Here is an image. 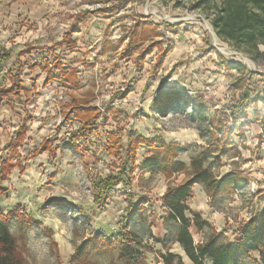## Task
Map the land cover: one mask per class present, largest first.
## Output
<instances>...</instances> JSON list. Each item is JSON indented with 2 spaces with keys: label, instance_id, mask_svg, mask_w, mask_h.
Wrapping results in <instances>:
<instances>
[{
  "label": "rangeland",
  "instance_id": "rangeland-1",
  "mask_svg": "<svg viewBox=\"0 0 264 264\" xmlns=\"http://www.w3.org/2000/svg\"><path fill=\"white\" fill-rule=\"evenodd\" d=\"M199 1L0 0V45L14 60L20 52L25 60L3 64L8 79L0 76V95L16 89L0 107L6 103L19 116L14 123L0 120V165L19 143L21 126L27 128L18 165L2 184L0 215L10 217L25 264H81L73 256L85 242L98 236L117 244L126 233L138 237L132 263L100 248L89 251L85 264H164L169 252L182 258L174 264H193L175 243L177 225L161 201L188 172H143L154 151L140 146L128 161V176L98 201V182L121 173L130 137L177 147L190 175L192 159L211 147L205 166L217 177L240 176L233 194L215 199L193 187L188 205L212 226L191 227L196 245L213 232L223 242L239 240L242 225L264 209V105L250 102L238 120L230 111L243 94H261L264 60L256 63L221 41L211 25L215 4L194 8ZM141 22L155 25L158 35L148 31L147 39L132 44L130 34ZM229 62L242 68L228 71ZM71 70L76 85L63 82ZM74 99L104 115L85 130L71 107ZM164 103L168 108L158 110ZM227 128L240 156L219 157L213 149ZM47 139L58 148L55 155L38 151ZM251 256L264 264L257 253Z\"/></svg>",
  "mask_w": 264,
  "mask_h": 264
},
{
  "label": "trees",
  "instance_id": "trees-1",
  "mask_svg": "<svg viewBox=\"0 0 264 264\" xmlns=\"http://www.w3.org/2000/svg\"><path fill=\"white\" fill-rule=\"evenodd\" d=\"M205 3L215 4V13L211 20V25L216 36L221 41L232 45L236 50L244 53L256 63L264 60V50H262V48L264 49V0H200L194 8H199ZM135 27L136 29L131 32L129 38L132 44H138L147 39L146 35L148 31H151V34L158 35L157 27L151 23L141 22ZM152 51L150 49L143 56L149 55ZM10 58V52L0 47V72L2 71L3 63ZM56 67L60 68V65L56 63ZM226 67L228 71L242 68L241 65L232 62L226 63ZM76 72V70H71L68 74L64 75L62 77L63 82L76 85ZM237 81L240 84L242 79H238ZM13 89L3 91V93L12 92ZM250 102L262 103L264 105V85L260 95L251 99L248 94H243L234 103L230 108L233 119L238 120L246 115ZM161 106L158 108L160 111L168 108L167 103ZM71 107L74 110L75 116L84 121L85 130L104 115L101 110L89 106L86 101L81 104L80 100L74 99ZM173 107L179 106L174 105ZM112 112L115 113L114 109H112ZM210 119V123L216 126L217 117L213 115ZM26 132L27 128L24 124L21 126L18 135L19 143L8 154L6 160L1 161L0 192L2 184L8 180L12 169L18 165V162H14V159L17 157L18 149L21 147L20 143H22ZM233 134L234 131L227 128L221 140H218V146H214L213 149L217 150L219 157L227 156L231 152H234L235 156H240L237 146L232 141ZM108 137L112 143H119L117 134L110 133ZM129 140L121 173L110 175L107 178H100L98 182V201L109 195L128 176V161L131 156L135 157L138 148L140 146H148L154 153L141 165L143 172L158 171L166 175L181 174L183 172L189 173L182 183L169 187L161 200L164 207L169 211L167 219L177 225L175 243L182 247L189 260L193 264H205L206 260L211 261L212 264H258L251 256L253 253H257L260 261L264 263V209L257 212L248 222L242 225L239 240L235 242H223L221 234L213 232L206 238L203 244H195L190 232L191 227L194 226L199 230H205L206 228L211 229L212 226L208 221L203 219L200 213L193 211L188 205V200L193 195V187L195 185L203 186L208 197L215 199L220 195L233 194L240 179V176L232 172L217 177L205 166L211 154V147L203 154L192 159L191 168L193 172L190 175V168L184 162L178 161L177 147L167 146L164 142L148 140L141 136L130 137ZM158 143H160V147H157ZM57 149L55 146L52 147L51 140L47 139L42 143L38 151L40 153L49 152L51 155H55ZM134 169L131 173L134 172ZM54 205L57 206L56 204ZM132 209H134L133 216L136 209L134 207ZM11 216H13L12 213ZM9 218V216L3 217L0 215V264H25V260L19 253L16 237L11 232ZM123 228H127V226ZM137 241L138 237L129 233L120 236V242L117 244H114L111 239L103 242L97 236L78 248V251L73 256V262L85 264L87 258H90L91 255L89 251H97L101 248V250L109 249L117 253V257L120 260H129V263H132L133 257L137 254L132 244ZM163 259L164 264H174L175 261L181 263L182 261L180 256H176L170 252Z\"/></svg>",
  "mask_w": 264,
  "mask_h": 264
},
{
  "label": "crops",
  "instance_id": "crops-1",
  "mask_svg": "<svg viewBox=\"0 0 264 264\" xmlns=\"http://www.w3.org/2000/svg\"><path fill=\"white\" fill-rule=\"evenodd\" d=\"M0 47L1 48H3L4 50H7L8 52H10V54H11V58L8 60V61H6V62H4L3 64L5 65V64H13L14 63V61L17 59V56H18V59L19 60H22L23 59V57L22 56H20V55H22V54H20V53H22V52H20L19 54H17L16 55V58H15V60H14V55H13V51L12 50H10L7 46L6 47H4V46H1L0 45ZM11 61H13V62H11ZM23 61H25L24 59H23ZM7 64V65H8ZM3 69L4 68H2V71L0 72V76H2L3 77V79H5V80H7L8 79V76L6 75V71H3ZM28 72H26L25 74H27ZM23 85H22V87H24V84L25 83H22ZM11 88H14V86H11L10 88H8V90L9 89H11ZM15 88L13 89V91L12 92H8V93H6V92H4L5 93V95H3L2 96V94H3V91H5V90H2V92H1V97H0V100H6L7 98H5V97H7L8 95H10V94H13L14 92H15ZM7 91V90H6ZM6 103H3V106H1L0 107V120H3V118H7V119H12V121H13V123H14V121H16L17 119H19V116H17V114H16V112H13V109L12 108H10L9 106H6L5 105ZM2 108V109H1ZM16 111V110H15ZM20 111V110H19ZM34 124V123H33ZM24 125V124H23ZM26 125V124H25ZM3 127H4V125H2ZM18 135H19V133L17 134V137H18ZM17 139V138H16ZM53 158V157H52ZM195 186H197V185H195ZM198 186H200V187H202L203 188V186H201V185H198ZM3 187V186H2ZM204 189V188H203ZM194 190V189H193ZM205 190V189H204Z\"/></svg>",
  "mask_w": 264,
  "mask_h": 264
},
{
  "label": "built area",
  "instance_id": "built-area-1",
  "mask_svg": "<svg viewBox=\"0 0 264 264\" xmlns=\"http://www.w3.org/2000/svg\"><path fill=\"white\" fill-rule=\"evenodd\" d=\"M1 97V95H0ZM261 142H260V146L261 148L264 150V126L262 127V136H261Z\"/></svg>",
  "mask_w": 264,
  "mask_h": 264
}]
</instances>
